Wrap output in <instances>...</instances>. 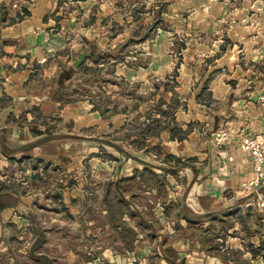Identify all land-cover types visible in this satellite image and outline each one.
<instances>
[{
	"label": "crops",
	"instance_id": "obj_1",
	"mask_svg": "<svg viewBox=\"0 0 264 264\" xmlns=\"http://www.w3.org/2000/svg\"><path fill=\"white\" fill-rule=\"evenodd\" d=\"M190 1L197 3L188 15L197 33L184 41L185 46L177 50L179 56L174 57L175 50H160L152 41L151 50L146 51L153 55L149 66L123 68L122 75L137 85L138 93L134 97L131 93L120 107L117 101L107 104H116L117 109L105 113L94 107L97 101L93 99L63 100L36 87L27 89L34 81L30 62H44L48 67V58L54 53H43L42 45L51 36L46 28L54 20L48 13L56 7V0L19 2L28 14L18 17L21 11L17 6L7 13L10 22L6 25L1 23L0 14V157L52 154L67 167L66 150L76 143L73 138L93 141L101 133L120 132L110 138L116 143L108 140L111 145L105 148L115 174L103 183L108 184L109 193L115 190L123 200L138 192L135 199L145 212L139 210L134 216L127 214V208L110 212L111 223H105L108 228L103 231L114 230L121 235L123 241L117 246L124 247L126 240L127 248L139 258L137 264L147 263L152 246H157L163 264H243L226 251L241 254L246 263L263 264L261 251L253 253L251 248L264 240V200H260L264 187L259 192H245L257 195L252 201L258 205L260 216L258 229H251L248 236L249 245L241 236L240 221L224 222L222 216H227V210L222 194L225 189H240L252 178L251 158L240 143L244 136L264 130V100L260 97L264 95V0ZM205 95L208 97L203 98ZM23 117L27 121L19 122ZM133 122L140 124L130 127ZM220 129L227 130L228 137L216 142L213 134ZM59 139L63 146L51 150V144ZM127 140L129 148L118 143ZM98 147L103 148V144ZM69 150L77 153V149ZM92 150L90 147L88 152ZM93 153L79 154L78 160L74 154L68 168L77 171L78 161L82 164L85 156L91 165L102 166ZM1 181L0 235L11 225L19 227L16 220L22 218L25 225L21 227L35 235L33 244L39 243L45 237L43 229L32 213L27 215L33 211L35 194ZM128 181L131 188H123L121 182ZM149 193L162 200L163 216L153 213ZM59 197L69 212L80 204L77 190H63ZM216 216L222 229L217 230L212 247L207 228ZM115 218L118 221L114 222ZM99 228L95 226L93 231H101ZM108 247L102 250L107 260L127 262L123 253Z\"/></svg>",
	"mask_w": 264,
	"mask_h": 264
},
{
	"label": "rangeland",
	"instance_id": "obj_2",
	"mask_svg": "<svg viewBox=\"0 0 264 264\" xmlns=\"http://www.w3.org/2000/svg\"><path fill=\"white\" fill-rule=\"evenodd\" d=\"M24 1L2 0L0 14L3 25L10 22L6 19L7 13L12 12L17 6H20L21 11L17 13L18 17L28 14V10L19 4V2L23 4ZM195 4L190 0H56V7L48 13L54 20L46 28L51 36L42 45L43 53H54L48 58V67L44 62L40 64L30 62L32 65L29 67L33 70L31 77L34 81L27 89L32 90L36 87L63 100L85 98L109 105L117 101L120 107L122 102L132 96L131 93L133 97L138 93L137 85L130 83L122 75L124 66L132 68H138L142 64L149 66L153 55L146 51L151 50L152 41L160 46V50L168 52L175 50L172 53L173 57L179 56L177 50L185 46L184 41L193 33H197L192 17L188 16ZM48 10L50 11V8ZM80 57H82L80 63L74 64ZM95 58L97 60H94ZM174 61L176 62V58ZM69 66L73 67L69 76L63 80L59 76L56 77L60 70H65ZM172 77L173 75L169 78ZM207 97L205 95L203 98ZM51 119V123H55ZM142 120L144 119H138ZM18 121L25 123L27 120L23 117ZM139 124L133 122L130 127ZM118 135L121 133L112 135L101 133L93 137V141L85 142L73 138L76 143H72L66 150L67 160L64 161L67 167L55 161L52 154L46 157H40L36 153L22 156L3 154L0 157V178L5 181L1 182L35 194L33 211H28L27 215L33 214L45 234L42 241L33 244L35 235L28 228L21 227L25 225L23 224L25 219L17 218L16 223L20 226L11 225L0 235V264H121L107 260L102 250L108 246L109 249L117 250V253L121 252L128 257L127 262L122 264L139 262L136 254L127 248L126 240L123 242L124 247L117 246L118 242L123 241L121 235L119 237L114 230L103 231L108 228L104 224L110 222L113 217L110 214L112 211L116 214L119 210L127 208L124 210H127V214L130 212L131 216L140 211L145 212L144 207L135 199L138 192L133 193L130 200H123L115 190L109 193L108 184L103 183L106 177L115 174L110 160L112 157L106 155L105 148L111 145L110 141L116 143L110 138ZM62 142V139L56 140L49 148L58 150V146H63ZM99 143L103 144V148L98 147ZM118 143L129 148L128 140ZM90 147H93V150L88 152ZM69 148L77 149L75 150L77 153H74L77 154V160L79 154L88 156L94 152L103 165L99 167L97 164L91 165L85 156L81 159L82 164L78 161L77 171L68 168L74 155ZM149 155L154 157L152 153ZM128 182L127 184L121 182L122 187L127 189L128 185L131 188L130 181ZM244 183L240 189L224 190L222 196L226 203L224 208L227 210V216L222 217L227 225L240 221L238 226L242 230L241 236L249 245L252 242L248 236L251 229H258L257 220L260 216L258 205L252 201L257 195L245 194ZM63 190L67 192L77 190L80 204L76 208L71 207V213L64 207L62 197H59L62 196ZM256 191L259 192L260 188L253 190ZM149 194L151 196L148 203L153 207V213L157 217L163 216L162 200L154 197L153 193ZM262 199L264 200V196L260 200ZM66 200L69 202L68 198ZM139 202L143 201L140 199ZM79 206L81 210L78 209ZM145 217L149 218V215ZM217 217L215 221L209 222L213 225L210 224L207 228L210 231L209 235H212L210 236L212 247L217 230L222 229L218 222L221 220ZM115 221H118L117 218ZM95 226H101L99 228L101 231H93ZM148 234L150 238L153 237L149 231ZM237 234H240L238 230ZM6 238L11 239L7 242ZM226 254L238 256L243 260L241 261L243 264H250L244 261L246 258L244 259L241 254L232 251H226ZM262 258L264 259L263 256ZM146 259V264H163L157 246L151 247Z\"/></svg>",
	"mask_w": 264,
	"mask_h": 264
},
{
	"label": "built area",
	"instance_id": "obj_3",
	"mask_svg": "<svg viewBox=\"0 0 264 264\" xmlns=\"http://www.w3.org/2000/svg\"><path fill=\"white\" fill-rule=\"evenodd\" d=\"M260 97L264 100V95ZM227 137L228 132L225 129H220L214 133L216 142L223 141ZM240 148L249 154L254 172L252 178L243 184V189L257 190L264 187V130L244 136Z\"/></svg>",
	"mask_w": 264,
	"mask_h": 264
},
{
	"label": "trees",
	"instance_id": "obj_4",
	"mask_svg": "<svg viewBox=\"0 0 264 264\" xmlns=\"http://www.w3.org/2000/svg\"><path fill=\"white\" fill-rule=\"evenodd\" d=\"M103 53V52H102ZM94 60H97V58H95ZM72 66L67 67L65 70L63 69L60 72V77H67L70 75V72L72 71ZM94 107L96 109H98L101 113H105L106 111H116V104H112V107H108L107 104L103 103L102 101H97L94 103ZM176 127L173 126L172 131H175ZM146 133H144L143 135H141V139L144 138V135ZM251 250L253 251V253L255 252H262V255L264 256V240H260L259 245L256 247H252Z\"/></svg>",
	"mask_w": 264,
	"mask_h": 264
},
{
	"label": "water",
	"instance_id": "obj_5",
	"mask_svg": "<svg viewBox=\"0 0 264 264\" xmlns=\"http://www.w3.org/2000/svg\"><path fill=\"white\" fill-rule=\"evenodd\" d=\"M81 60H82V57H80L79 59L75 60L74 64H79Z\"/></svg>",
	"mask_w": 264,
	"mask_h": 264
}]
</instances>
